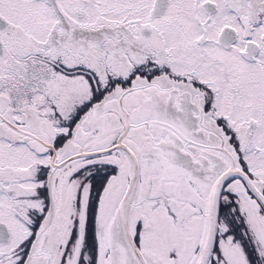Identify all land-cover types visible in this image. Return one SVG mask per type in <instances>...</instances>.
<instances>
[{"label": "snow or ice", "instance_id": "6c2138e0", "mask_svg": "<svg viewBox=\"0 0 264 264\" xmlns=\"http://www.w3.org/2000/svg\"><path fill=\"white\" fill-rule=\"evenodd\" d=\"M0 264H264V0H0Z\"/></svg>", "mask_w": 264, "mask_h": 264}]
</instances>
